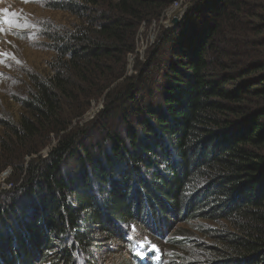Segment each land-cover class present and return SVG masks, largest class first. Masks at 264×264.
<instances>
[{
  "label": "trees",
  "instance_id": "1",
  "mask_svg": "<svg viewBox=\"0 0 264 264\" xmlns=\"http://www.w3.org/2000/svg\"><path fill=\"white\" fill-rule=\"evenodd\" d=\"M174 1H53L84 23L55 40L51 75L33 77L24 114L0 141V173L13 167L10 181L26 179L0 204V264H136L129 235L144 240L141 225L167 230L177 216L237 230L206 231L218 246L182 264H264V76L235 80L220 56L244 2L190 0L163 37L158 79L114 86L112 64L123 72L139 27ZM102 96L101 124L73 126ZM148 241L162 264L179 263L163 262L178 257L179 241Z\"/></svg>",
  "mask_w": 264,
  "mask_h": 264
},
{
  "label": "rangeland",
  "instance_id": "2",
  "mask_svg": "<svg viewBox=\"0 0 264 264\" xmlns=\"http://www.w3.org/2000/svg\"><path fill=\"white\" fill-rule=\"evenodd\" d=\"M0 1V28L3 29L0 30V54L6 53L0 55V122H3L0 123V141H2L8 133V127L15 125L24 114L22 102L34 91L33 77L43 80L51 75L52 65L58 57L55 40L62 42L67 38L73 39L83 26L85 15L75 16L69 10L54 9L53 1L58 3L59 0ZM69 1L71 0H65ZM242 1L244 12L239 15L240 21L234 23L230 22L231 20L227 21L224 35L219 39L221 61H224L227 68L229 67L230 71L227 74L231 73L235 80L240 78L244 73L242 71L245 70L254 72L253 77L264 76V70L257 71L260 69L259 66L264 64V0ZM190 4V0H175L158 19L145 22L139 27L134 43L135 52L124 59L122 79H117L123 73L120 65L117 61L112 64L115 88L126 78L142 79V83L147 81L149 84L150 81L158 79L161 64L159 60L162 62L165 56L158 53L159 50H166L163 46V37L167 30L175 29L184 22L186 14L180 17V13L189 8ZM13 13L16 15L13 16ZM175 18L179 21L178 24H173ZM9 19L13 21L12 24L5 23ZM144 68H148L149 71L143 72ZM104 96L94 99L88 111L79 122H73V126L94 127L101 124L99 123L102 119L101 112L106 106ZM48 142L47 147L41 151L44 158L57 141L52 137ZM25 160L27 163L30 158L26 157ZM12 171L13 167H7L0 173V204L9 202L12 195L9 191L20 188L23 181H26L25 176L10 181ZM170 220L167 230L159 225H153L152 221H149L148 225H141L137 230L142 239H152L159 244L173 239L179 241L178 245L173 244V247L180 251L178 257L174 253L163 255V262L164 258L172 259L171 256L176 257L175 261L179 262L171 261L170 264H182V261L198 259V254L203 252L201 249L215 247L217 242L211 240L206 231L237 232L223 222L215 224L201 219L187 221L178 216ZM119 246L120 243L115 242V257ZM164 251L168 253L169 249L165 248ZM104 259L103 256L98 262L105 264Z\"/></svg>",
  "mask_w": 264,
  "mask_h": 264
},
{
  "label": "snow or ice",
  "instance_id": "3",
  "mask_svg": "<svg viewBox=\"0 0 264 264\" xmlns=\"http://www.w3.org/2000/svg\"><path fill=\"white\" fill-rule=\"evenodd\" d=\"M25 2H28V0H25ZM4 11H5V13H6V10H4ZM12 15L15 16L16 14L13 13ZM5 23L12 24L13 21L9 19V20H6ZM0 30H3V29L0 28ZM0 55H6V53L0 54ZM138 255H139V253H138Z\"/></svg>",
  "mask_w": 264,
  "mask_h": 264
},
{
  "label": "water",
  "instance_id": "4",
  "mask_svg": "<svg viewBox=\"0 0 264 264\" xmlns=\"http://www.w3.org/2000/svg\"><path fill=\"white\" fill-rule=\"evenodd\" d=\"M187 9H188V8H185V9H184V11L181 13V16L186 14ZM178 23H179V21L175 18V19L173 20V24H178Z\"/></svg>",
  "mask_w": 264,
  "mask_h": 264
},
{
  "label": "built area",
  "instance_id": "5",
  "mask_svg": "<svg viewBox=\"0 0 264 264\" xmlns=\"http://www.w3.org/2000/svg\"><path fill=\"white\" fill-rule=\"evenodd\" d=\"M184 16H185V15H182V16H181V13H180V17H184Z\"/></svg>",
  "mask_w": 264,
  "mask_h": 264
}]
</instances>
